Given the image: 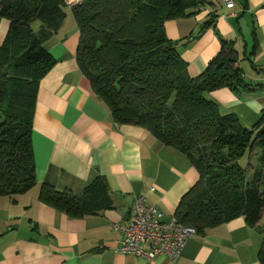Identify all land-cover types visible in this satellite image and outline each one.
I'll list each match as a JSON object with an SVG mask.
<instances>
[{
  "label": "trees",
  "instance_id": "trees-1",
  "mask_svg": "<svg viewBox=\"0 0 264 264\" xmlns=\"http://www.w3.org/2000/svg\"><path fill=\"white\" fill-rule=\"evenodd\" d=\"M201 6L198 0H81L72 14L80 32L78 66L114 122L147 129L196 168L199 180L175 216L205 235L240 217L250 227L263 219L264 112L249 128L207 98L222 89L253 88L232 43L222 42L200 76L188 74L165 25ZM67 9V0H0V16L10 21L0 47V198L12 202L37 187L32 140L36 102L41 81L56 62L45 43L61 29ZM36 22L41 24L38 32L33 30ZM253 155L257 166L244 167L242 160ZM38 200L77 219L114 207L100 176L81 196L43 183ZM259 233L264 264V227Z\"/></svg>",
  "mask_w": 264,
  "mask_h": 264
},
{
  "label": "crops",
  "instance_id": "crops-1",
  "mask_svg": "<svg viewBox=\"0 0 264 264\" xmlns=\"http://www.w3.org/2000/svg\"><path fill=\"white\" fill-rule=\"evenodd\" d=\"M235 3L231 17L222 7L207 4L167 22L165 32L178 43L192 78L207 69L223 41L233 44L253 88L222 89L207 98L223 114L232 113L252 128L264 112V0ZM9 29L10 21L0 16V47ZM79 41L68 6L61 29L45 43L56 62L41 81L36 102L32 140L37 187L15 202L0 198V264H261L263 219L250 227L243 217L191 238L176 262L116 250L122 234L113 226L128 220L136 195H145L170 220L199 174L187 156L147 129L114 122L78 66ZM257 159L245 157L242 165L246 161L256 167ZM99 176L106 179L114 207L97 216L71 218L38 200L43 183L81 196Z\"/></svg>",
  "mask_w": 264,
  "mask_h": 264
},
{
  "label": "built area",
  "instance_id": "built-area-1",
  "mask_svg": "<svg viewBox=\"0 0 264 264\" xmlns=\"http://www.w3.org/2000/svg\"><path fill=\"white\" fill-rule=\"evenodd\" d=\"M78 0H67V4ZM202 5H214L226 10V15H235V0H198ZM154 190V189H152ZM113 228L122 234L116 250L122 255H133L154 261L166 256L176 262L184 252L188 241L197 236L195 228L179 223L176 216L165 219L164 213L155 205L147 203L145 195H136L126 222Z\"/></svg>",
  "mask_w": 264,
  "mask_h": 264
},
{
  "label": "rangeland",
  "instance_id": "rangeland-1",
  "mask_svg": "<svg viewBox=\"0 0 264 264\" xmlns=\"http://www.w3.org/2000/svg\"><path fill=\"white\" fill-rule=\"evenodd\" d=\"M40 26H41V24H40L39 22L34 23V24H33V30L38 31L39 28H40ZM255 156H256V155H253V158H254ZM254 161H255V159H254ZM243 165H244V167L247 166L246 161L243 162ZM262 225H264V216H263Z\"/></svg>",
  "mask_w": 264,
  "mask_h": 264
},
{
  "label": "water",
  "instance_id": "water-1",
  "mask_svg": "<svg viewBox=\"0 0 264 264\" xmlns=\"http://www.w3.org/2000/svg\"><path fill=\"white\" fill-rule=\"evenodd\" d=\"M80 2H81V0H78V2H71V3H69L68 4V6L70 7V8H74V7H76L78 4H80Z\"/></svg>",
  "mask_w": 264,
  "mask_h": 264
}]
</instances>
